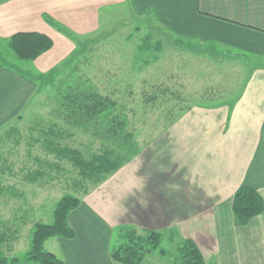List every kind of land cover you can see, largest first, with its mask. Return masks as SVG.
I'll list each match as a JSON object with an SVG mask.
<instances>
[{
  "label": "crops",
  "instance_id": "obj_1",
  "mask_svg": "<svg viewBox=\"0 0 264 264\" xmlns=\"http://www.w3.org/2000/svg\"><path fill=\"white\" fill-rule=\"evenodd\" d=\"M118 6L149 17L175 42L241 65L243 86L231 101L186 109L159 139L83 195L68 215L75 235L56 236L59 251H53L65 264H124L111 256L110 244L115 228L130 224L159 230L165 242L166 254L151 249L139 264H176L171 258L186 237L209 264H264V210L243 224L232 207L243 183L264 198V0H0V40L20 30L53 39L36 58L23 59L25 67L0 56V126L37 87L35 74H45L75 47L45 16L85 35ZM15 79L24 93L15 91Z\"/></svg>",
  "mask_w": 264,
  "mask_h": 264
},
{
  "label": "rangeland",
  "instance_id": "obj_2",
  "mask_svg": "<svg viewBox=\"0 0 264 264\" xmlns=\"http://www.w3.org/2000/svg\"><path fill=\"white\" fill-rule=\"evenodd\" d=\"M175 41L174 35L149 17L135 16L125 6L113 7L103 12L96 31L85 34L78 46L75 43L67 58L45 74H35L37 87L23 97L21 110L0 126V219L9 226L10 234L2 247L10 258L18 257L13 264H40L22 263L35 222H51L55 203L64 193L81 198L101 182L87 181L86 188L75 185L80 177L77 169L43 145L41 129L55 124L63 132L57 138L60 143L78 147L86 155L109 146L117 155L130 158L159 139L189 107L231 101L243 86L246 70L241 65L226 63L228 59L213 51ZM3 54L16 67L26 66L8 42L0 40V56ZM66 76H80L86 86L110 94L116 99L112 114L95 124L68 120L54 93V83ZM15 81L19 88L15 91L24 93L21 82ZM11 94V86H7L6 98ZM114 116L125 120L123 128L117 124L116 132L109 129ZM11 125L19 133L14 131L9 137L5 132ZM37 137L40 140L33 141ZM54 162L62 167H54ZM37 169L46 175L29 179V173ZM55 238L45 240L47 249L59 251Z\"/></svg>",
  "mask_w": 264,
  "mask_h": 264
},
{
  "label": "trees",
  "instance_id": "obj_3",
  "mask_svg": "<svg viewBox=\"0 0 264 264\" xmlns=\"http://www.w3.org/2000/svg\"><path fill=\"white\" fill-rule=\"evenodd\" d=\"M45 17L49 23L73 39L77 46L84 38V35L75 32L57 19L47 15ZM7 42L16 56L25 60H33L53 45V39L50 35L37 30L16 31L7 38ZM54 86L56 88L54 92L56 100L67 113L66 118L76 123L95 124L101 120L99 118L112 114V109L116 105V99L110 94L91 89L85 85L80 76L60 78L54 83ZM112 120H114V125H111L109 129L113 128V131L116 132L117 124H119L120 129L123 128L124 119L114 116ZM14 131L19 133V129L15 125H11L5 133L10 137L14 135ZM41 134L43 135V145L48 150L55 152L58 158L70 161L77 169V173L80 175L78 179L74 180L77 186L86 188L87 181H91L93 184L102 181L107 174L117 170L127 159L123 155H117L116 149L109 146L86 155L78 147L60 143L57 138L63 136V132L56 129L55 124L46 130L41 129ZM37 140L40 138L33 139V141ZM46 164H51V162H46ZM55 166L62 167L60 162H54ZM46 173L44 170L37 169L35 173H29V179L35 180L43 177ZM80 201V197L72 193H64L55 203L53 220L51 222L41 220L35 222L31 235V245L24 255L22 263L65 264L63 257L45 247V240L51 236L70 238L75 235V230L69 223L68 215ZM232 207L238 220L245 224L251 217L264 210V198L256 187L243 183L234 193ZM8 229L9 226L1 223L0 219V264H13L18 261L17 256L10 258L2 247L10 235ZM161 241L162 233L159 230L146 228L139 231L133 225L121 224L115 228L110 244V254L125 264H139L151 249L158 248L162 254H166L165 248L161 246ZM173 261L176 264H209L196 241L190 237L180 240Z\"/></svg>",
  "mask_w": 264,
  "mask_h": 264
}]
</instances>
